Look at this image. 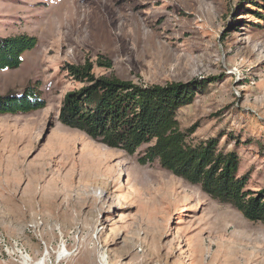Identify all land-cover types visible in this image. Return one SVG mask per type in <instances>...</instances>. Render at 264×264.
Instances as JSON below:
<instances>
[{"label":"rangeland","instance_id":"rangeland-1","mask_svg":"<svg viewBox=\"0 0 264 264\" xmlns=\"http://www.w3.org/2000/svg\"><path fill=\"white\" fill-rule=\"evenodd\" d=\"M19 34L37 44L0 70V95L31 86L45 106L0 115V263L264 264L262 221L139 163L146 146L127 154L58 121L65 93L84 85L66 64L142 85L204 80L190 86L179 128L191 145L213 139L236 153L254 195L264 188V0H0V37Z\"/></svg>","mask_w":264,"mask_h":264},{"label":"trees","instance_id":"trees-1","mask_svg":"<svg viewBox=\"0 0 264 264\" xmlns=\"http://www.w3.org/2000/svg\"><path fill=\"white\" fill-rule=\"evenodd\" d=\"M36 44L37 39L26 34L0 37V70L19 67L22 54ZM65 70L84 85L63 96L58 114L62 125L127 154L146 146L139 153V163L156 161L246 219L264 223V188L254 195L246 189L247 177L238 174V155L219 152L213 139L191 145L188 133L179 128L177 111L194 100L190 86L204 80L142 85L114 76L96 77L90 64H66ZM44 106L39 91L31 86L0 95V115L27 114Z\"/></svg>","mask_w":264,"mask_h":264},{"label":"bare ground","instance_id":"bare-ground-1","mask_svg":"<svg viewBox=\"0 0 264 264\" xmlns=\"http://www.w3.org/2000/svg\"><path fill=\"white\" fill-rule=\"evenodd\" d=\"M117 206H120V203H118L115 207H117ZM64 252H65V249H64V247H63L62 250H61V252L59 253V255L63 254ZM59 257H60V256H59ZM26 263H27V257H26ZM43 263H44V259L42 258V259L38 262V264H43ZM99 264H107V261H106V258L104 257V255L101 256Z\"/></svg>","mask_w":264,"mask_h":264},{"label":"built area","instance_id":"built-area-1","mask_svg":"<svg viewBox=\"0 0 264 264\" xmlns=\"http://www.w3.org/2000/svg\"><path fill=\"white\" fill-rule=\"evenodd\" d=\"M3 241H4V239L1 237L0 238V242H3ZM2 246L4 247L3 250L6 251V248H5L6 247V244H2Z\"/></svg>","mask_w":264,"mask_h":264},{"label":"crops","instance_id":"crops-1","mask_svg":"<svg viewBox=\"0 0 264 264\" xmlns=\"http://www.w3.org/2000/svg\"><path fill=\"white\" fill-rule=\"evenodd\" d=\"M0 264H3V263H0Z\"/></svg>","mask_w":264,"mask_h":264}]
</instances>
